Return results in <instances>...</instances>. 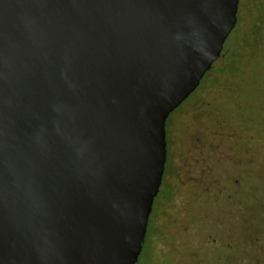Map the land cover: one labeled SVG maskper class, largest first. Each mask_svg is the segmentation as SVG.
<instances>
[{"label": "water", "instance_id": "water-1", "mask_svg": "<svg viewBox=\"0 0 264 264\" xmlns=\"http://www.w3.org/2000/svg\"><path fill=\"white\" fill-rule=\"evenodd\" d=\"M240 0H0V264H138L166 123Z\"/></svg>", "mask_w": 264, "mask_h": 264}, {"label": "rangeland", "instance_id": "rangeland-1", "mask_svg": "<svg viewBox=\"0 0 264 264\" xmlns=\"http://www.w3.org/2000/svg\"><path fill=\"white\" fill-rule=\"evenodd\" d=\"M223 53L167 119L166 189L138 264H198L191 253L202 243L232 252L220 264H239L219 231L238 246L244 237L255 245L264 228V0H240ZM238 177L252 180L236 186Z\"/></svg>", "mask_w": 264, "mask_h": 264}, {"label": "flooded vegetation", "instance_id": "flooded-vegetation-1", "mask_svg": "<svg viewBox=\"0 0 264 264\" xmlns=\"http://www.w3.org/2000/svg\"><path fill=\"white\" fill-rule=\"evenodd\" d=\"M224 48H225V45H224ZM223 52H224V49L222 51L221 56L219 57L220 59L224 55ZM212 69H213V66L207 73H209ZM207 73L205 74V76L207 75ZM204 77H203V79H204ZM203 79H202V81H203ZM202 81H201V83H202ZM199 87H200V85L196 88V90L193 93H195L199 89ZM167 125H168V123H166L167 148H168V128H167ZM240 151H241V149H240ZM243 153L244 152L241 151V154H243ZM166 170H167V162H166L165 172H166ZM248 180H252L251 177H248V178H239L238 177V178L234 179V184L236 186L237 185L238 186H246L247 183L248 184L250 183V181H248ZM164 181H165V173H164V177H163V182L161 184L162 189L165 186ZM161 187H160V190H161ZM238 190H239V188H238ZM160 193H161V191H159L157 197L155 198L156 202H154V203L158 202L157 198L160 196L159 195ZM232 196L233 195H230L228 197L232 198ZM163 197H165V194H163ZM233 199H234V197H233ZM153 208H154V206H153ZM218 235H219V239H220V236H224V239H225L224 241H226L225 245L228 246L229 248H231L232 251L234 250L233 253H236L237 259L236 258L234 259L235 262H237L239 264H255V263H252L250 259L256 258L257 259L256 264H264V228H260V230L257 232V234H255V238L257 240V242H255V245H250L246 241V239L248 237H244L241 239V242L239 243V246H240L239 247L238 244L232 243L231 240L228 241V239H230L231 236H228V239H227V234L224 233L223 231L222 232L219 231ZM209 237L213 238V240H216V238H217V237L216 238L213 237L212 235H209ZM202 245H203L202 251H200L199 249H194L193 252L191 253V254H193L195 259L197 260L198 264H220V260L224 256L228 257V259L229 258L232 259V255H233L232 252H230L232 255L230 253H226V252L221 253V252L216 251L215 249H212L213 247L210 248L209 245L204 246V243H202ZM238 260H240V261H238ZM233 264H235V263H233Z\"/></svg>", "mask_w": 264, "mask_h": 264}]
</instances>
